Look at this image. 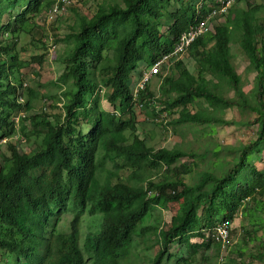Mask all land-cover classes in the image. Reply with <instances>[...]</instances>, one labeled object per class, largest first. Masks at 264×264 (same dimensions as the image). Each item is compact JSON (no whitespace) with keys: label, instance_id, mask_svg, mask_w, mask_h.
Listing matches in <instances>:
<instances>
[{"label":"trees","instance_id":"obj_1","mask_svg":"<svg viewBox=\"0 0 264 264\" xmlns=\"http://www.w3.org/2000/svg\"><path fill=\"white\" fill-rule=\"evenodd\" d=\"M19 1L6 0L11 8ZM23 1L20 12L2 27L10 39L19 40L29 22L44 28L36 18L55 0ZM242 2L219 16L225 23L214 20L212 30L189 46L185 59L174 62L175 71L164 72L170 70L164 66L163 74L155 76L161 98L149 81L134 100L136 82L145 69L174 51L185 32L219 8L218 0H122L101 5L92 17L76 14L66 37L72 46L59 58L63 72L58 83L66 86L59 95L64 101L53 106L51 115L31 114L40 93L29 85L24 88L20 79L22 69L42 65L45 54L23 60L12 47H0V139L11 138L8 156L1 155L0 162V264H88L85 252L92 264H143L135 260L136 250L148 249L150 235L158 250L146 264H190L199 249L218 243L212 237L208 242L204 231L234 220L242 196L233 191L241 188L244 174L252 175L248 196L257 191L251 199L263 198L264 173L249 161L264 145V17L259 15L264 6L250 8L247 0L246 8L239 7ZM173 3L178 8L171 11ZM164 16L171 24L162 32ZM39 44L46 50V43ZM231 44H238L247 70L255 74L252 95L242 88ZM217 80L226 81L236 97L225 98ZM104 100L112 110L103 106ZM200 100L254 112L257 132L254 141L240 148L227 146L233 159L220 175L208 171L188 185L185 177L197 162L181 159L195 161L197 155L148 144L138 133L134 105L153 115L177 114V126L205 124L209 119L189 109ZM21 112L26 115L19 127L14 118ZM24 136L39 139L32 154L17 150L15 139ZM159 172L162 178L152 182V174ZM170 203H178L180 210L164 221L161 210ZM258 210L246 209L251 222ZM176 243L179 249L170 254L169 246ZM228 255L226 250L221 260Z\"/></svg>","mask_w":264,"mask_h":264},{"label":"rangeland","instance_id":"obj_2","mask_svg":"<svg viewBox=\"0 0 264 264\" xmlns=\"http://www.w3.org/2000/svg\"><path fill=\"white\" fill-rule=\"evenodd\" d=\"M30 1V0H28ZM21 3V4H20ZM23 0L19 1V5L16 8H11L9 2L3 0L2 5V17H1V27H0V47H12L15 51L19 52V56L23 60H30L31 56H41L45 54L44 62L42 65L38 63H32L28 67L22 69L21 71V83L26 82L29 87L37 89L40 96L33 102L32 115L36 114H55L54 105L62 106L64 99L59 95L66 86L58 83V78L63 72V67L59 62V58L67 52L69 46H72V41L66 39V37L71 33V27L77 22L76 14H82L88 17H92L101 5L108 6L110 3H122V0H79L69 8L64 16L58 17L55 21L50 24L45 25L44 28H35L32 23L26 25V33L20 37V39H10L4 34L2 27L6 25V22L10 18H13L20 12L24 4ZM247 2H242L239 7L246 8ZM248 4L250 8L254 6H264V0H249ZM178 6L173 3L170 10L177 9ZM7 10V11H4ZM264 17V12L259 14ZM214 18V17H213ZM212 18V19H213ZM226 18L218 17L217 22L225 23ZM160 31L165 32L168 25L171 24L168 18L165 16L161 19ZM213 34L211 32L210 36ZM209 36V37H210ZM38 40L46 43V50L41 44L38 45ZM214 43L212 42L211 45ZM37 45V46H36ZM231 52L233 54V63L237 70V73L242 77V88L246 94L252 95L253 88L255 86V74L247 70L248 61L244 55H242L238 44H231ZM48 49V50H47ZM186 56V55H185ZM183 56L180 60L185 59ZM174 64L171 65V68ZM164 67L161 66V73L163 74ZM169 73L171 71L165 69L164 72ZM145 74H148L149 70L145 69ZM173 72V71H172ZM191 72L196 74L195 69L191 68ZM159 74V75H160ZM162 76V75H161ZM221 85V90L223 96L228 99H234L236 97V92L232 89L226 81L217 80ZM161 82L159 78L153 76L151 80V88L162 97L161 88L159 86ZM70 85L67 86V89ZM104 94L101 92V98ZM63 100V101H62ZM103 106L112 110L106 101H103ZM61 108V107H60ZM161 109V107H160ZM192 113H199L204 118L209 119V122L205 124H184L177 126L175 121L178 115L170 113L156 114L153 115L151 110H142L139 105H134V110L136 112L137 120L139 123V134L144 137L148 144L153 146L155 149L168 148L172 149L174 147H180L186 152H194L197 155L195 161L190 159H181V162H197V165L193 168V173L185 177V181L188 185L196 184L202 173L211 171L215 174H221L222 170L229 168V161L233 159V153L227 150V146H232L240 148L245 144L250 143L256 139L257 126L254 125L253 120L256 114L248 109H241L236 106H229L220 103H210L206 100L196 101L194 104L189 106ZM228 122L225 124V122ZM17 121V118L15 119ZM28 126L27 132L30 133L28 121L24 122ZM20 127V123H19ZM8 140V138H5ZM18 151L20 153L32 154L39 144V139L34 141L31 136L30 139L24 136L23 138L17 137L16 139ZM220 146V150H213L214 146ZM263 152L253 154L249 164L257 168L258 171L264 173V145L262 146ZM8 156L7 146H0V162L2 163V156ZM2 155V156H1ZM203 155V157H199ZM235 155V153H234ZM213 163V166H212ZM215 164L217 167H215ZM162 172L152 174V182L158 183ZM252 178L250 172L243 175V180L240 183L241 188H237L233 191V195L239 194L242 196V200L238 204L237 211L233 216L232 228L230 229V240L226 245L213 244L204 246L199 249V252L191 260L190 264H264V196L263 198H256L252 200L255 196L249 197L248 193L251 192L247 189L246 184L248 180ZM245 196H248L245 198ZM257 196V194H256ZM252 198V199H251ZM236 202V199H235ZM255 202V203H254ZM218 203V202H217ZM237 204V203H236ZM257 204L258 208L255 207ZM249 209L252 211L258 210V216L255 221L250 220ZM163 210V211H162ZM161 210L162 217L164 221H170L172 216L177 215L180 210V205L178 203H170L167 208ZM198 214H201V209L198 210ZM148 219L146 218V222ZM255 223V225H251ZM208 234V242L211 240L210 235L216 232L208 230L204 231ZM251 238L253 242H248L247 244L242 242V239ZM149 241L147 243L148 249L145 250L144 247L137 249V256L135 260L138 263L146 264L149 258H153L156 254L158 247L155 244L154 235L149 236ZM194 241H197L194 240ZM215 241V240H213ZM250 243V244H249ZM178 245L172 244L169 246V253L175 254L178 250ZM228 250V258L221 260L225 255L226 250ZM243 253L244 258L242 259L239 255ZM86 259L88 264H92L90 256L87 252ZM251 253V255L248 254ZM1 254V253H0ZM261 255L263 260L258 257ZM164 264H167L166 261Z\"/></svg>","mask_w":264,"mask_h":264},{"label":"built area","instance_id":"obj_3","mask_svg":"<svg viewBox=\"0 0 264 264\" xmlns=\"http://www.w3.org/2000/svg\"><path fill=\"white\" fill-rule=\"evenodd\" d=\"M79 0H55L54 3L48 10H44L41 14L36 18V23L39 26H44L47 24L52 23L58 17L64 16L68 11L71 5H74ZM247 1V0H218L220 6L219 8L214 9L213 11L209 12V15L202 21H199L196 25L192 26L189 31L185 32L182 37H180V42L176 45L174 51L167 56H164L161 60H159L152 69L148 72V74H144L140 81L137 82L135 86V92L143 91L146 88V85L151 80L154 75H158L161 66L165 63L166 60L169 58H177L183 55L189 46L199 37H202L206 33L212 30V23L215 22L214 20L219 16L225 15L228 10L233 7L236 3ZM214 17V18H213ZM213 18V19H212ZM24 88H27L29 85L28 83H24ZM20 103H24V98H20ZM25 117V113L21 112L16 118L18 122H15L17 126L21 121V118ZM15 118V119H16ZM7 139H0V144L6 143ZM216 232L213 234L212 238L215 242L220 243L222 246H225L230 238V223L229 222H222L219 224L213 231Z\"/></svg>","mask_w":264,"mask_h":264},{"label":"clouds","instance_id":"obj_4","mask_svg":"<svg viewBox=\"0 0 264 264\" xmlns=\"http://www.w3.org/2000/svg\"><path fill=\"white\" fill-rule=\"evenodd\" d=\"M187 50H188V49H187ZM185 53H186V52H185ZM185 53H184V54H185ZM184 54L181 55V56H179V57H177V58H174V57L169 58L168 60L165 61V63L162 65V67H164V66H170V69L175 71V67H174V65L172 66V68H171V65L174 64V62L179 61V60L184 56ZM162 58H163V57H162ZM162 58H161V59H162ZM161 59H160V60H161ZM156 63H157V62H156ZM156 63H155V64H156ZM155 64H154V65H155ZM152 68H153V67H152ZM152 68H151V69H152ZM149 71H150V70H149ZM160 71H161V70H160ZM145 73H146V72H145ZM145 73H144V74H145ZM160 73H161V72H160ZM160 73H159V74H160ZM144 74H143V75H144ZM159 74H158V75H159ZM154 76H156V75H154ZM152 78H153V77H152ZM152 78H151V80H152ZM151 80H150V82H151ZM139 81H140V80H139ZM148 83H149V82H148ZM136 85H137V82H136L135 86H136ZM135 86H134V90H133V98H134V100H135V99L138 97V95L142 92V91H140V92H137V93H136V92H135ZM146 86H147V85H146ZM144 90H145V89H144ZM144 90H143V91H144ZM24 113H25V112H24ZM25 115H26V114H25ZM17 116H18V115H17ZM17 116H16V117H17ZM16 117H15V118H16ZM15 118H14V121H15ZM24 118H25V117H24ZM3 139H5V138H3ZM9 139H11V138H8V140H9ZM8 144H9V143H8V141H7L6 143L0 144V146H7ZM227 222L230 223V229H231L232 221H227ZM212 233H213V232H212ZM212 233H211V234H212ZM230 234H231V232H230ZM210 237H212V235H210ZM230 238H231V237H230ZM230 238H229V240H230ZM212 239H213V238H212ZM213 240H214V239H213ZM229 240H228V241H229Z\"/></svg>","mask_w":264,"mask_h":264}]
</instances>
